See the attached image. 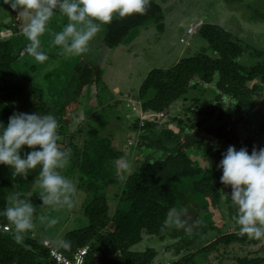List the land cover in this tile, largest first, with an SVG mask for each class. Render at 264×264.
<instances>
[{"label": "trees", "instance_id": "16d2710c", "mask_svg": "<svg viewBox=\"0 0 264 264\" xmlns=\"http://www.w3.org/2000/svg\"><path fill=\"white\" fill-rule=\"evenodd\" d=\"M3 1L14 23L4 27L12 35L0 39V142L18 149L30 167L37 166V172H32L35 178L28 182L19 170L0 172V224L11 227L9 232L0 231V264H57L44 240L19 232L13 223L14 204L22 205L45 167L59 178L72 172L77 191L87 195L81 212L86 225L68 231L59 247L73 257L77 250L89 246L85 264H154L158 250L134 249L145 237L161 241L180 238L177 253L192 249L208 231L223 229L214 220V209L221 211L222 201L235 229L224 230L206 246L170 264H212L210 254L224 261L233 243L242 247L264 245V228L248 222L249 217L264 215V115L256 100L264 95V32L241 38L219 24L204 23L193 35L205 40L207 47L185 55L168 68L152 69L136 95L140 106L135 111L129 109L133 117L129 118L127 112L117 115L125 129L122 125L119 128L136 136L130 142L137 150L136 158L129 162L119 146L125 142L115 143V134L104 128L108 117L97 126L90 116L84 118L82 126L69 134L82 93L87 96L100 84L102 69L80 60L68 82L73 95L66 88V97L61 94L57 101H46L38 81L19 75L13 68L23 51L25 36L44 27L42 17L36 25L24 29L19 9L29 0ZM59 1L46 0L43 7L48 8L46 4L50 3L48 9L70 17L69 23L76 16H84L83 0H72L73 14L58 11L54 5ZM258 1V5L245 3L249 21L264 22V0ZM151 24L159 32L164 30L161 4L125 0L107 22L103 43L112 49L133 30ZM28 46L25 42L24 47ZM36 67L33 64L32 71ZM204 89L214 95L206 105L194 101V106H205L204 119L188 124L175 117L172 121L178 131L161 124L158 118L142 116L167 115L173 104H184L190 93ZM104 131L110 132L106 135ZM192 150L206 156L207 162L203 165L193 159ZM121 160L125 162L119 170ZM30 198L32 214L37 216L42 202L34 194ZM197 210L202 214L195 218ZM194 222L198 225L188 232ZM262 253L237 256L236 264H264V249Z\"/></svg>", "mask_w": 264, "mask_h": 264}, {"label": "rangeland", "instance_id": "374dc122", "mask_svg": "<svg viewBox=\"0 0 264 264\" xmlns=\"http://www.w3.org/2000/svg\"><path fill=\"white\" fill-rule=\"evenodd\" d=\"M45 1L29 0L24 8L19 9L24 29L36 25L41 17L44 27L39 32L29 33L25 36L23 44L25 46V42H27L29 46L25 48L22 45L23 51L20 52V58L13 63V68L19 75L30 76L35 81L37 80L45 92V100L53 102L57 101L61 94L66 97V88L70 92L71 85L68 86V82L74 75L76 65L80 60L98 65L103 71V80L98 86L93 87L87 96L83 95L85 92L82 93L80 108L72 115L73 122L69 125V134L75 133L82 126L84 118L86 120L90 116L91 122L97 126L108 117L104 128L115 134V143L124 144L125 142L124 145L119 146L124 148L129 162L130 160L135 161L136 158L137 150H135L134 144H130L136 136L134 133L126 134L125 130L122 131L119 128V125H122L125 129L124 124L117 119V115L127 112L129 118L133 117L131 112L140 106L136 95L152 69L168 68L185 55L207 47L206 41L199 36L187 34L186 31L190 26L197 31L202 24L211 22L225 27L234 36L241 38H252L254 32L258 31L261 35L264 32V22L249 21L245 15V3L258 5L260 3L258 0H236L234 3H230L228 0H154L163 7L164 30L159 32L152 24L148 27H139L133 30L121 45L109 49L103 43L104 31L107 22L115 15L116 10L125 0H83L84 14H81L84 16H76L72 23L68 22L70 17L48 9L51 7L50 3L46 4L48 8L45 9L43 7ZM5 3L0 0V39L12 35V31H6L4 27L14 23L12 17L6 14ZM54 7L58 8V11L74 13L72 0H60ZM59 36L62 37L59 38ZM182 37L186 38V43L180 41ZM248 58L246 56L244 62L247 63ZM33 64L37 66L34 71L31 68ZM70 93L73 95L72 91ZM76 96L75 94L73 99L75 104L78 102ZM213 96L207 89L195 90L188 95L189 100L186 103L173 104L167 115L159 113L157 115L143 114L142 116L149 117L151 120L158 118L161 124H166L169 128L178 131L177 123L172 119L176 117L188 124L203 120L205 115L202 113V109L205 106H194V101L197 99L206 105ZM256 100L264 115V95L257 97ZM130 108L132 111L129 110ZM195 109L197 110L195 111ZM34 113L38 114V111ZM262 121L264 125V119ZM110 131H104L103 134L107 135ZM36 137H39L38 133H36ZM59 140L62 139L59 138ZM190 156L203 165L207 162L206 156L193 150L190 151ZM124 162L121 160L118 163L119 170ZM35 168L37 169V166L30 167L21 158L18 149L8 147L0 142L1 173L6 169L19 170L22 174L24 173V180L28 182V179L35 178L34 174L31 176L32 172H37ZM40 171H43L42 174L36 177L33 187L22 200V205L14 204L13 223L19 232L31 234L42 240H49L54 247L58 248L62 243L63 236L68 231L86 225L87 220L81 212L83 202L85 203L88 198H86V194H79L77 191V181L72 172L67 175L65 172L62 178H59L57 175H51L47 167ZM33 194L42 202L37 216L32 214L33 199L30 197ZM214 211V220L223 229L208 231L192 249H182L177 253L176 242L180 238H166L161 241L155 237H145L141 243L134 246V249L145 251L150 247L155 248L159 255L154 264H170L172 261L206 246L224 230L235 229L231 226L230 215L224 201H222L221 211L216 209ZM199 214L202 213L196 212L194 217L196 218ZM189 218L193 217L189 216ZM196 222L199 223V221ZM248 222L252 226L261 224V229H263L264 215L249 217ZM183 223L185 224L186 221ZM197 223L189 225L188 232H193ZM178 226L182 228L180 224ZM244 226L242 227L244 228ZM263 249V244L242 247L240 244L233 243L228 246L229 257L222 259L224 261L218 259L216 254H210L209 260L212 264H223V262L236 264L237 256H262Z\"/></svg>", "mask_w": 264, "mask_h": 264}, {"label": "built area", "instance_id": "2783aa9c", "mask_svg": "<svg viewBox=\"0 0 264 264\" xmlns=\"http://www.w3.org/2000/svg\"><path fill=\"white\" fill-rule=\"evenodd\" d=\"M186 32L188 35H193L196 33V30L194 27L190 26ZM181 42L186 43L187 41L183 37ZM10 230V225L0 224V231L9 232ZM44 245L49 248L50 254L57 264H85V259L89 251V246H85L77 250L73 257H68L59 249V247H54L49 240H44Z\"/></svg>", "mask_w": 264, "mask_h": 264}]
</instances>
